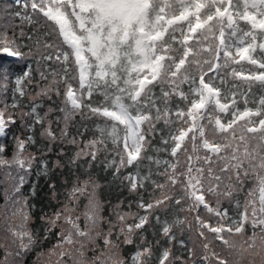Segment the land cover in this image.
Returning a JSON list of instances; mask_svg holds the SVG:
<instances>
[{
  "label": "snow or ice",
  "instance_id": "1",
  "mask_svg": "<svg viewBox=\"0 0 264 264\" xmlns=\"http://www.w3.org/2000/svg\"><path fill=\"white\" fill-rule=\"evenodd\" d=\"M30 11L13 15L45 31L28 33L21 25L17 32L11 21L0 25V95L11 92V103L0 99V137L15 133L19 118L29 132L46 123L41 134L57 140L53 121L47 119L56 109L49 107L42 116L37 111L42 104L33 103L25 112L18 98L62 97L64 106L58 111L63 116L56 117L64 125L60 139L68 137L78 112L82 118L103 120L82 147L75 136L67 139L78 146L73 164L87 157L82 167L102 164L114 176L135 165L119 179L128 181L129 191L148 193V199L140 195L136 202L143 214L113 207L114 223L103 215L99 183L92 175L84 180L77 176L58 201L62 206L51 215L42 211L43 236L34 234L28 224L36 205L29 199L36 196V186L28 196L21 190L34 162L26 144L35 140L14 135L11 160L4 158L6 146L0 144V167L11 182L5 192L8 235L0 237V264H24L26 253L54 229L57 239L48 250V264H126L120 245L134 243L130 264H151L154 245L144 243L145 233L155 228L154 236L183 246L173 231L183 226L197 233L201 251L194 246L190 257L195 259L180 264H264V95L258 103L253 98L256 107H248L253 82L264 91V0H177L176 5L159 0H31ZM241 60L254 66L247 75L231 67ZM229 75L244 83L229 85ZM33 85L38 88L34 95L28 91ZM94 93L97 99H92ZM86 98L90 102L85 104ZM157 135L159 143L154 144ZM43 165L47 175V162ZM56 166L63 167L60 161ZM249 178L256 183L245 191ZM50 188L55 198V185ZM239 192H245L243 200L234 196ZM82 197L86 202L78 212ZM222 198H233L231 215L221 207ZM130 217H135L132 223L127 222ZM86 250L96 254L87 257ZM43 255L38 253L37 259ZM170 255L171 248L164 247L156 264H177L180 258Z\"/></svg>",
  "mask_w": 264,
  "mask_h": 264
},
{
  "label": "trees",
  "instance_id": "2",
  "mask_svg": "<svg viewBox=\"0 0 264 264\" xmlns=\"http://www.w3.org/2000/svg\"><path fill=\"white\" fill-rule=\"evenodd\" d=\"M160 3H167L169 5H176L177 0H159ZM185 2H190V0H185ZM235 2V0H234ZM28 4V8H25L24 5ZM30 4L31 0H0V15H2L4 18L0 19V25L7 23L11 21L12 25L15 27L16 31L19 32L20 26L23 25L24 31L28 33H32L34 30H38L39 32L45 31L44 28L40 27L38 24H28L25 21L21 20L19 17H15L13 14L19 12L21 14L29 13L32 14L30 11ZM170 11L169 8H165V13H168ZM167 18V17H166ZM43 23V19L41 20V24ZM241 25L244 26V22L240 21ZM173 27H176L174 25ZM171 31V29H169ZM198 35V34H197ZM254 55H259V49L257 50ZM38 58V57H37ZM191 59V57L189 58ZM71 64V60L69 61ZM232 68H235L237 71H240L241 69L244 70V75L248 74V71L252 69L254 66L249 65L247 61L241 60L240 63H232ZM260 71V70H258ZM135 75V74H134ZM207 79V77H206ZM37 80H39V76L37 75ZM227 82L229 85L232 83H235L237 85H242L244 82L242 80V77H236L233 78L230 75L227 77ZM46 81H40V84H44ZM155 84H158L159 81L157 80L154 82ZM184 87H187L184 85ZM221 95H223V86ZM11 88V85H10ZM34 89L35 91H38V88L33 85V87H30L28 89L29 92L33 93L34 95ZM243 89H241L242 91ZM158 91V89H157ZM261 95H264V91L261 90L260 85L258 82H253L251 91L248 92V98H249V104L248 107H256L259 98ZM98 97L94 93L92 99H97ZM236 100L239 102L241 101V97L239 95V92L237 93V96L235 97ZM253 98L256 100L257 103H252L251 101ZM0 99H6L8 103H11V92L7 94V96L0 95ZM20 102L25 106L23 107V111L27 112L30 110V107L33 103H41L42 107L38 109L37 111L43 116L46 112H48L49 107H52L56 109L55 111L48 113L47 119L52 120V128L55 130L57 135V140L52 141L50 140L46 135H42L43 128L46 127L45 125L36 124L34 131H27L20 125L19 118L17 120V125L15 126L16 131L13 134L6 135L5 137H0V144H3L6 146V150L3 153L4 158L11 160L15 153V140L13 136H20V138H25L28 135H32L34 137L35 143L34 144H26L27 152H30L32 156L34 157V162L31 170V174L27 177V182L24 184L22 188V193L26 196L30 195L32 186H36V196L31 197L29 199L30 204H35V209L31 210V221L28 224V227L33 231L34 234H39L40 236H43V226L44 222L41 221L40 216L43 212H47L49 215H51L52 212H54L56 209L62 206L61 203H58V201L62 202L64 200V197L66 195L65 189L70 188L72 183L76 180V177L79 176L80 180L87 179L89 175H92L96 182L99 183L100 187L97 189V196L101 200V202L104 205V211L103 215L105 217H109L113 220L114 223L116 222V217L112 213L111 209L115 207L116 205H119L117 211L121 212H131V213H140L143 214V209L137 208V200L140 195H143L144 198L148 199V193L143 192L142 190L138 189L136 192H132L128 190V187L126 186L128 184V181H123L119 179L120 176L126 175L129 172H132L135 168V165L130 167H122L120 169V172L117 175H113L112 170H103L102 164H93L91 169H86L85 167H82V165H85L87 163V157H81L80 159L76 160L73 164L71 158L74 156L75 152L78 151V146L75 144H70L67 142V139L75 136L78 141H80V147L83 146V144L91 139L93 135L95 134V125L98 123H103V120L98 119L95 116H89L87 118H82L81 114L78 112L73 116L72 121L69 123L68 127V137L64 139L59 138V132L63 128V123H57L56 117L63 116V113L58 111V107H63V99L62 97H58L55 95H52V99H48L47 97H37L36 100L31 99L30 96H25L23 98H18ZM175 99V98H173ZM90 101L86 98L84 100V103H89ZM243 103H240V107H243ZM2 107V105H0ZM11 110V109H10ZM83 111H87L86 109H83ZM25 120L27 122H32L33 118L31 116L25 117ZM243 123V121L238 122ZM238 126V125H237ZM157 127H163V122L161 121ZM87 129V130H85ZM154 144L159 143V135H157L154 140ZM111 147V146H110ZM114 155L113 153H109V156ZM161 158H164L166 156L165 153L159 154ZM103 156V153L98 154L97 159L100 160ZM170 158V157H169ZM43 161L47 162V167L49 169V172L47 175H44V165ZM60 161L61 165L63 167H57L56 162ZM148 161H144V164H148ZM153 167H155L153 165ZM8 171H12L13 175H15V169L9 168ZM147 169H142L143 171H146ZM39 173V174H38ZM10 181L6 180V170L4 167H0V237H3L5 235H8L5 232V227L7 226L5 224V215H4V209L6 204V197L5 192L10 186ZM256 181L253 178H249L245 184L244 189L245 191L248 188H251L255 185ZM50 185H55L56 190V196L53 198L52 196V189L50 188ZM238 195L241 200L245 198V192H239L234 193V196ZM233 198H222L221 199V207L222 208H228L229 215H231V209L234 207V204L232 203ZM213 202L215 201V197L212 198ZM85 199L82 197L80 201V207L77 208V211H82L83 204L85 203ZM131 205V206H129ZM10 214V210H9ZM157 214L161 215L163 217L165 215L164 212H159L157 210ZM181 217H183L185 214L181 213ZM191 218V217H189ZM135 217H130L128 219V223H132L134 221ZM151 219V218H150ZM81 224H83V218H81ZM194 226V224H193ZM105 229L107 228V221L104 222L102 225ZM147 228L148 225H145ZM156 228H159V225L156 226ZM118 230L117 228L113 229V234L115 236V232ZM156 229H149L145 233V241L144 243H152L154 245L153 247V255L151 257V264H156V257L157 255L162 252L164 247H170L171 248V255L170 259L175 256L179 257L180 259L177 261V264H180V261L182 260H189V259H195V257H190V252L193 250V247L195 246V250L197 252L201 251L199 248V240L197 233L194 230H190L186 226L182 227V230L173 229L174 232H176L177 235V241L182 240L184 241V245L181 246L176 241H173L171 245L168 244L167 238L162 237L161 235H153V232ZM58 229H54L53 232L49 235V238L47 240H39L36 245L33 246L32 250L27 252L24 257V264H48L49 256H48V250L56 243V232ZM211 235V234H210ZM121 240L123 237L121 236ZM135 239V238H134ZM159 240V243H156V241ZM2 242V241H0ZM218 243V242H216ZM97 244L103 247V241L101 238L97 239ZM93 246L89 245V249H91ZM121 256L125 259L126 264H130V257L134 253L136 249V244L132 245H126L121 244ZM13 251L16 249L13 248ZM99 249H97V252ZM43 252L45 255L41 256L39 260L37 259V254ZM4 250L0 248V258L3 257ZM95 252L91 250H86V256L91 257ZM51 261L54 262L56 260V256H51ZM65 260L68 258L65 257ZM258 259V257L256 258ZM197 264H200L198 261Z\"/></svg>",
  "mask_w": 264,
  "mask_h": 264
},
{
  "label": "rangeland",
  "instance_id": "3",
  "mask_svg": "<svg viewBox=\"0 0 264 264\" xmlns=\"http://www.w3.org/2000/svg\"><path fill=\"white\" fill-rule=\"evenodd\" d=\"M215 204V201L213 202V205ZM259 259V258H258ZM258 259H257V261H258Z\"/></svg>",
  "mask_w": 264,
  "mask_h": 264
}]
</instances>
